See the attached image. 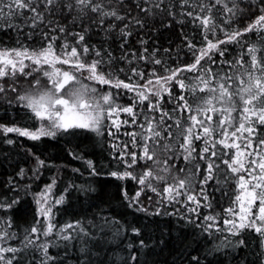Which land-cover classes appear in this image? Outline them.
Returning <instances> with one entry per match:
<instances>
[{
  "label": "trees",
  "instance_id": "1",
  "mask_svg": "<svg viewBox=\"0 0 264 264\" xmlns=\"http://www.w3.org/2000/svg\"><path fill=\"white\" fill-rule=\"evenodd\" d=\"M8 3L10 0L0 4V50L38 53L51 44L61 59L75 62L77 58L65 55L75 47L81 62L100 61L98 72L110 79L134 85L148 80L153 83L136 91L115 89L88 79L87 69L75 72L70 65L57 62L55 66L62 71L74 72L79 86H86L89 92L95 88V95L111 92L115 104L133 107L134 115H114L118 130L105 117L98 131L59 129L34 140L4 129L32 132L43 125L18 99L21 94L14 92L20 93L21 87L29 92L46 88L50 83L43 72L53 69L14 57L24 59L28 67L24 73L17 71L0 81L4 85L0 92V249L18 251L0 252V264L9 260L12 264H264V234L235 226L239 177L246 178L256 167L249 161L259 163L264 156V146H257L264 139V125L245 122L256 130L250 137L253 147L246 152H259L260 156L244 157L247 170L233 173L224 161L231 163L237 150L225 145L237 143L243 148L248 137L246 132L231 135L242 120L239 97L234 96L233 119L222 126L220 121L228 113L198 110L210 107L205 103L209 99L211 107H230L213 99L219 96L221 83L233 93L248 86L244 75L251 70L248 48L255 46L258 59L264 62V25L209 50L196 69L157 83L158 77H168L173 70L195 63L208 41L226 40V33L254 24L264 15V0H92L101 6L98 12L77 6L76 0H56L52 5L32 0L39 18L29 9L13 8L10 14ZM234 3V12H227L225 4L231 8ZM112 12L116 16L104 14ZM204 17L212 19L214 29L212 25L205 28L201 23ZM241 59L243 68L236 63ZM132 69L142 72L143 79ZM253 75L261 73L256 70ZM229 76L230 80L224 79ZM37 79L40 85L34 86ZM178 81H183L184 87ZM203 81H208L207 86ZM139 91L148 100L141 102ZM156 92L159 96L153 94ZM185 102L190 109L183 107ZM192 115L204 123L194 124L189 119ZM189 127L193 129L191 145L185 141ZM204 127L213 131L205 135ZM154 132L160 136H153ZM197 135L201 138L195 139ZM145 146L152 159L144 156ZM206 147L208 152L203 151ZM149 171L153 175L160 172L173 191L158 199L165 184L156 182L147 188L149 194L152 189L155 193L151 205L145 206L134 197L141 189L139 180ZM255 173L261 172L256 168ZM181 180L183 187L179 186ZM45 194L47 215L40 214L39 208ZM49 224L53 230L45 234ZM256 226L264 227L262 223ZM33 228L37 231L32 232Z\"/></svg>",
  "mask_w": 264,
  "mask_h": 264
},
{
  "label": "snow or ice",
  "instance_id": "2",
  "mask_svg": "<svg viewBox=\"0 0 264 264\" xmlns=\"http://www.w3.org/2000/svg\"><path fill=\"white\" fill-rule=\"evenodd\" d=\"M46 5H52L56 2V0H45ZM3 3V0H0V4ZM216 3H222V0H216ZM77 6H83V7H90L91 11L98 12L101 9L100 5H96L92 3V0H76ZM8 9L11 10L13 8L15 9H29L31 12L35 13L37 18H39V13H36V8L32 7V0H10V3L6 5ZM68 8H71L72 5L68 4ZM237 7V5L234 3L233 7L229 8L225 4V10L227 12H234V9ZM0 12H2V9H0ZM105 15H112L116 16L115 12L112 13H104ZM191 15V13H189ZM117 19H123V17H117ZM201 23L205 26V28H208L210 25H212V19L210 17H204L201 20ZM264 25V15H260L257 20L254 22V24L249 25L247 28L243 29V31H234L232 33H226V40L217 41L216 43H213L212 41H208L207 49L202 50L200 55L196 57L195 63L186 66L184 69H176L172 71V74L168 77H158L157 83L161 79H164L165 81L174 79L179 72L182 71H192L196 69L197 65L200 64L201 59L205 55L208 54L209 50L217 49L219 44H223L225 42H230L236 40L237 37L243 35L244 32H250L257 28V26ZM214 25H212V28L214 29ZM61 31H63L61 29ZM84 39L83 36H80V40L82 41ZM67 47V46H65ZM85 53L88 52L87 48H84L83 50ZM257 48L255 46L248 48V54L251 57V63H250V71H245L244 75L248 78V86L242 87L237 93L230 92L227 87L223 83L219 85V96L213 97V99H217L222 104L230 105V107H224L223 109H217L214 107H211L212 105V99L206 100L205 103L209 105L210 107L204 108V109H198L200 112H225L228 113L227 116H225L224 120L220 121L221 126L227 121L231 122L233 119L231 117V112L236 111V100L234 99V96L239 97V102L243 106L242 107V120L239 124V127L236 129V131L232 132L231 135L233 137L236 136L237 132H246L248 133V137H245L247 140V143L241 147L240 144L232 143V144H226L225 147L235 148L237 151L234 155V157L231 160V163L229 161H224L226 164L229 165L231 168V171L233 173H239L241 171H246L245 167V161L244 157L246 156H252L253 154L260 156L259 152H246V149L253 147V140L250 139V137L253 136L255 133L254 127H246L245 122L248 124L256 123L259 125H264V62H262L260 59H258L257 55ZM13 54L15 58L23 57L24 59H29L34 62L36 65H49L52 67V71H44L43 76L48 78V81L50 83V87L46 90L40 92L37 95H22L19 96L18 99L20 101L26 102L25 107L31 110L32 113H34V116L38 118L41 121H49L51 124V127L55 129H60L64 131H68L69 129L79 128V129H86V130H92V131H98L99 126L101 124V121L107 117L108 119H112L114 115L118 116L120 112L128 113L129 115H134L133 107H120L115 104V101L113 100L111 92L106 93L102 95L98 100H90L86 98L87 93V87L81 85V87H69L70 85H75L79 83L77 80V76L74 74L71 70L62 71L61 68L56 67V63H60L63 65H70L72 69L75 70V72H80L83 69H87L89 71L88 79L97 81L101 85H110L111 87L115 89H127L129 91H136L139 88H147L148 85L152 84V80H148L146 84L139 85V84H131L126 83L123 80L119 79H110L107 76H105L103 73L98 72V65L100 61H93L90 65H85L83 62L79 60L80 53L77 51L75 47L71 49L70 53H65V55L69 56L70 58H77L75 62H73L71 59H61L60 56L56 55L52 45L49 44L48 47L40 50L37 52L29 53L27 49L21 51L18 49H11V50H0V78H3L9 74L15 75L17 71L20 73H24L25 68L28 67V65L24 64V59H15L13 58ZM223 52H220V55H223ZM155 63L159 64L160 61H155ZM238 65H240L241 68H243L244 61L243 59L238 60L236 62ZM19 66V67H18ZM11 69V72L9 71ZM37 71H40L41 69H36ZM258 70L261 75L260 76H254L253 72ZM211 71V69L207 70ZM132 72L134 75H138L143 79L144 74L142 72H137L135 69H132ZM27 75H31V73H27ZM224 79L230 80L231 77H225ZM181 87H184L183 81H178ZM205 85L207 86L208 81H203ZM239 83L241 85L244 84V79L240 78ZM40 80H35L34 86H39ZM4 89L2 86H0V92H3ZM13 91L15 89L13 88ZM92 92H95L96 89L93 88L91 90ZM201 91H204V89H201ZM211 92H215L216 89H209ZM154 95L159 96V93H153ZM246 94V95H245ZM140 101L148 100V96L144 94L143 91L138 92ZM181 100H183V97H180ZM257 105H260L257 107ZM157 105H152V107H157ZM183 107L186 109H190V105L187 104V102L184 103ZM165 116L167 113L164 114ZM255 117V121L252 120V118ZM191 121L194 122V124H203L204 122L202 120H198L196 115H192L189 117ZM208 120H212V116L207 117ZM161 120H163V117H161ZM135 121L133 120V123ZM124 123H127V121H124ZM112 125L117 128V130L120 127V124L117 123L116 120H112ZM149 127L151 128V124H149ZM5 132H18L21 135L24 136H30L31 139H39L41 136L45 135H54V132L47 131L44 127H41L37 132H29L27 130H21L19 128H5ZM192 127H189L187 129L188 136H185V141L188 145H191L192 143ZM213 130L209 127L203 128V133L205 135H208ZM111 134V133H109ZM134 135V134H131ZM224 135H228V133L225 131ZM153 136H160L159 132H154ZM201 137L199 135L195 136V139H200ZM11 142V141H9ZM220 143H224V141H220ZM257 146H264V139H260L258 141ZM204 152H208V148H204ZM133 163L136 161V155L135 153H132ZM212 155H215V153H212ZM144 156L147 159H152V156L148 154V148L147 146L144 147ZM42 163V162H41ZM250 165H255L256 167L251 168V171L248 172L249 179L246 180L245 176L241 175L239 177L238 186L240 189H242L241 195H238L236 197L237 201H241L242 199H246L247 203L249 205V209H245L243 207V204H241V212L248 213L247 215L240 216V223L238 225V230H242L245 228H254L256 232L264 234V227H257L256 221L257 219L264 224V156L260 157V162L258 163L256 160L249 161ZM237 165V166H233ZM131 166V165H130ZM209 169L212 168V165L209 164ZM256 168H259L260 172L262 173L260 176L252 175L253 172L256 171ZM113 176H117L118 174L113 172ZM124 175L130 176L131 173H125ZM151 171L145 173V177L141 178L139 180L140 184L145 183V179L148 176H151ZM210 178V177H209ZM160 179H163V177H160ZM184 181L181 180L179 182V186H184ZM257 189L260 191L257 192ZM155 191V189H152ZM166 192H172L173 189L171 187L165 189ZM139 195V193H137ZM189 199H194V197L189 196ZM259 201V215L255 218H251V212L250 207L256 202ZM60 201H57L59 203ZM43 211V209H42ZM50 211V209L48 210ZM229 212H232V209H228ZM47 215V213H45ZM207 219H213L212 217H207ZM227 224H234V221H226ZM68 227H72L71 225H68ZM53 230V225L49 224L47 233H50ZM37 229L33 228L32 232H36ZM235 234V233H234ZM70 237H65V239H69ZM240 243H243V241H240ZM17 249L14 248H6V249H0V252H16ZM47 249L45 248V252ZM3 259V256H0V260ZM8 264H12V261L9 260Z\"/></svg>",
  "mask_w": 264,
  "mask_h": 264
},
{
  "label": "rangeland",
  "instance_id": "3",
  "mask_svg": "<svg viewBox=\"0 0 264 264\" xmlns=\"http://www.w3.org/2000/svg\"><path fill=\"white\" fill-rule=\"evenodd\" d=\"M13 58H14V56H13ZM0 66H2V65H0ZM9 71L11 72V69H9ZM3 78H5V77H3ZM1 79L2 78H0V81H1ZM46 79L48 80V78L46 77ZM2 84H1V82H0V86H1ZM2 87H3V89H4V85H2ZM50 87V84L49 85H47V87L46 88H42L41 90H39V88H37V89H34V90H32V91H28L27 89H24L23 87H21L20 88V93H18V92H14V93H17V94H21L20 96H22V95H37V94H39L40 92H42V91H44V90H46L47 88H49ZM69 87H76V88H79V87H81V86H79V84L77 83V84H75V85H70ZM101 97V95L98 93V94H96L95 95V93L94 92H92V91H87V93H86V98L87 99H90V100H98L99 98ZM23 103L24 104H26V102H24L23 101ZM112 120H113V117H112V119H110L108 122L109 123H111L112 122ZM41 127H44L45 129H48L47 131H51V132H53V131H55V130H59V129H55V128H53V127H51V124H50V122L49 121H47V120H45V121H43V125H41ZM40 127V128H41ZM39 128V129H40ZM38 129V130H39ZM32 132H37V131H32ZM243 159V158H242ZM159 170H160V168H159ZM258 170H259V168H258ZM260 171V170H259ZM262 173H255V172H253L252 173V175H255V176H260ZM145 177V174L141 177V178H144ZM160 177H162L161 175H160V172H159V174L158 175H151V176H148V177H146V179H145V183L142 185V184H140V187H141V189L139 190V195H136L135 197H134V200L137 202V203H139L140 205H145V206H150L151 205V200H152V198H151V194H154L155 192H153V190H149L150 192H151V194H149L148 193V191H147V188H149V187H151L152 188V185H156V182H158V183H163V184H165V182L162 180V179H160ZM250 177H249V175H247V177L245 178L246 180H248ZM170 186L168 185V184H165V186L163 187V191H158V194H157V197H158V199H161L162 197H164V198H166L167 197V195L169 194L168 192H166L165 191V189L166 188H169ZM143 191H145V193H143ZM242 189H240V191H239V194L238 195H241V193H242ZM237 195V196H238ZM155 198V197H154ZM40 200V199H39ZM145 202V203H144ZM241 204H243V207L245 208V209H249V205H248V203H247V200L246 199H242L241 201H237V199H236V207L238 208V221L236 222V225L235 226H238L239 225V223L241 222L240 221V216H242V215H247L248 213H246V212H241ZM259 201H257L256 202V204H254V205H252L251 207H250V212H251V216H250V219L251 218H255V217H257L258 215H259ZM47 207H48V205H47V194H45V196L42 198V201H40V204H39V208H40V214H44L45 215V213L47 212ZM42 209H43V211H42ZM256 223H261L258 219H257V221H256ZM262 225H264V224H262Z\"/></svg>",
  "mask_w": 264,
  "mask_h": 264
}]
</instances>
